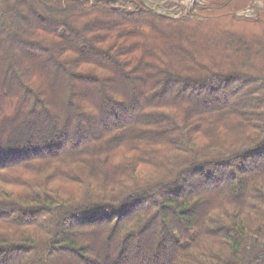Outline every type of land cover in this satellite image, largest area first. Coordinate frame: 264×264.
<instances>
[{"label": "trees", "instance_id": "16d2710c", "mask_svg": "<svg viewBox=\"0 0 264 264\" xmlns=\"http://www.w3.org/2000/svg\"><path fill=\"white\" fill-rule=\"evenodd\" d=\"M253 1L0 0V264H264Z\"/></svg>", "mask_w": 264, "mask_h": 264}, {"label": "rangeland", "instance_id": "374dc122", "mask_svg": "<svg viewBox=\"0 0 264 264\" xmlns=\"http://www.w3.org/2000/svg\"><path fill=\"white\" fill-rule=\"evenodd\" d=\"M179 1L185 6L186 9L184 11L180 9L179 6L176 4L179 3ZM194 1L196 0H146V3L160 13L177 16L179 14L184 15L186 10L192 7ZM125 4L129 6L130 2L126 1ZM262 6V0H255L252 2V4L246 5L243 9L235 11V13L240 17L254 18L257 15V9L261 8ZM148 167L149 166H144L142 167V170L148 172L150 171Z\"/></svg>", "mask_w": 264, "mask_h": 264}]
</instances>
